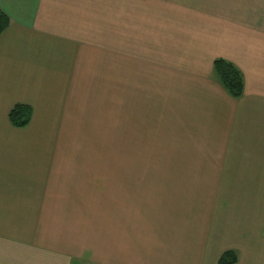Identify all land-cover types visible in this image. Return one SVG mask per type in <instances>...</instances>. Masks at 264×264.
<instances>
[{
  "label": "crops",
  "instance_id": "1",
  "mask_svg": "<svg viewBox=\"0 0 264 264\" xmlns=\"http://www.w3.org/2000/svg\"><path fill=\"white\" fill-rule=\"evenodd\" d=\"M0 9L11 21L0 35V264H121L125 239L154 227L163 236L147 240L144 259L122 263L219 264L234 251L236 264H264L263 250L248 258L212 227L230 202L225 225L254 226L264 249V184L223 175L264 168V0H0ZM217 59L243 74L241 98L216 80ZM122 72L132 86L174 90L171 103L202 128L188 147L197 159L176 181L202 186L188 206L145 199L127 225L94 235L84 228V160H70L61 137L75 121L84 133V87L120 86ZM16 105L33 111L25 129L8 120Z\"/></svg>",
  "mask_w": 264,
  "mask_h": 264
},
{
  "label": "rangeland",
  "instance_id": "2",
  "mask_svg": "<svg viewBox=\"0 0 264 264\" xmlns=\"http://www.w3.org/2000/svg\"><path fill=\"white\" fill-rule=\"evenodd\" d=\"M97 75L102 79L108 73L99 71ZM120 83L117 87H84V133L79 134L80 121H75L68 136L61 137L60 145L71 150L65 153L68 158L84 160V228L94 235L101 230L107 236L114 225H127L145 199L153 206L167 198L165 203L169 206L171 200L182 198L188 206L202 186L176 182L181 173L189 171L184 164L197 159L188 147L200 141L202 128L194 126L191 119H184L176 103H171L175 101L171 92L175 91L132 86L134 82L123 72ZM223 175L256 177L264 184V168L228 167ZM229 205L226 202L212 225L216 234L223 232L231 244L247 247L248 258L254 256L256 248L264 252L254 226L244 227L243 220L238 219L233 226L225 225L229 214L233 216L234 208ZM198 210L192 212V217H201L204 211ZM191 227L201 230L200 224ZM163 231L162 227H154L125 239L121 264H129L122 261L131 258L138 260L141 251L144 259L145 247H151L147 240H160ZM198 238L196 234L197 242ZM131 252L135 253L133 257ZM245 264L255 263L247 260Z\"/></svg>",
  "mask_w": 264,
  "mask_h": 264
},
{
  "label": "trees",
  "instance_id": "3",
  "mask_svg": "<svg viewBox=\"0 0 264 264\" xmlns=\"http://www.w3.org/2000/svg\"><path fill=\"white\" fill-rule=\"evenodd\" d=\"M10 24V18L0 9V35L10 27ZM213 72L216 80L230 97L239 99L243 96L245 90L244 77L235 65L224 59H217L213 64ZM32 116L33 111L30 107L16 105L10 111L8 120L14 128L25 129L31 123ZM237 261L236 252L229 251L221 257L219 264H236Z\"/></svg>",
  "mask_w": 264,
  "mask_h": 264
}]
</instances>
